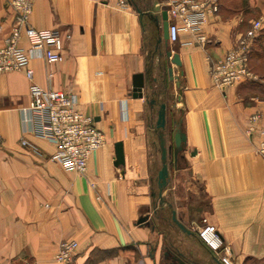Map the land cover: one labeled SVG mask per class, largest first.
Segmentation results:
<instances>
[{
    "label": "crops",
    "instance_id": "obj_1",
    "mask_svg": "<svg viewBox=\"0 0 264 264\" xmlns=\"http://www.w3.org/2000/svg\"><path fill=\"white\" fill-rule=\"evenodd\" d=\"M10 1L0 0V48L16 21ZM171 1L33 0L27 26L64 36L63 62L33 55V82L75 95L107 141L85 174L67 171L51 160L55 146L34 134L25 71L0 73V264H58L63 240L79 243L72 264H264V159L256 152L264 114L257 132L246 133L264 106V79L220 88L210 75L248 21L264 17V0L240 9L241 0H222L208 17L205 45L185 31L176 43L165 40L163 12ZM20 45L31 48L25 31ZM137 74L144 75L143 98L133 97ZM163 103L168 146L178 128L186 143L177 162L169 155L161 198L156 122ZM118 142L125 164L116 166ZM188 178L202 185L210 201L205 219L228 251L211 250L199 237L202 227L186 225L171 198L173 185Z\"/></svg>",
    "mask_w": 264,
    "mask_h": 264
},
{
    "label": "built area",
    "instance_id": "obj_2",
    "mask_svg": "<svg viewBox=\"0 0 264 264\" xmlns=\"http://www.w3.org/2000/svg\"><path fill=\"white\" fill-rule=\"evenodd\" d=\"M122 3L125 4V0ZM9 6L15 12L16 21L11 34L0 48V73L25 71L32 82L30 110L33 114L35 136L55 146L51 160L60 163L67 171L85 174L91 155L106 144V135L96 126L91 116L79 109L75 95L35 84L34 71L29 67L31 58L37 52L43 55L48 64L63 62L64 36L56 29L39 31L27 26L33 13V0H11ZM219 11L220 0H172L167 9L170 18L169 41L178 42L180 33L185 31L194 34L197 42L205 45L208 42L205 33L208 17ZM25 26L27 27L23 30ZM263 29L262 16L252 23L251 28L239 39L237 46L211 64L210 75L215 86L226 88L258 79L250 68L249 53L253 41ZM24 31L31 45L29 50L20 45ZM263 114L264 106L261 112L250 117L247 135L257 132V124ZM260 136L256 152L264 159V128L260 130ZM22 143L27 144L25 140ZM205 223L200 230V237L205 244L214 252L222 249L228 251L224 248V242L216 227L206 219ZM78 248L79 243L76 240H63L55 255V261L58 264H72Z\"/></svg>",
    "mask_w": 264,
    "mask_h": 264
},
{
    "label": "water",
    "instance_id": "obj_3",
    "mask_svg": "<svg viewBox=\"0 0 264 264\" xmlns=\"http://www.w3.org/2000/svg\"><path fill=\"white\" fill-rule=\"evenodd\" d=\"M163 20H164V38L168 42L169 40V22H168V13L167 11L163 12ZM167 57L170 58L172 56L171 50L167 51ZM172 63L176 64L177 66L181 65L180 58L178 54H174L173 59L171 60ZM170 80H174L173 68H168ZM144 75L137 74L134 76V86H133V97L134 98H143V88H144ZM150 105L154 107L156 105V100H151ZM166 104H161L160 109L158 112V118L156 122L157 129L160 130L158 133L159 141H160V149H161V160H162V168L158 174V187H159V196L162 198L163 191L167 188L169 183V155L174 152L175 162L178 161L180 153L184 150V146L186 143V134L182 130V128H178L173 134V141L174 146H168L167 138H166ZM116 148V166L124 165L125 164V156H124V149L123 143L118 142L115 145ZM163 202V200H161ZM147 220V217L141 218L139 223H144ZM173 220L174 222L184 231L188 232L185 226L177 220L176 212H173ZM180 264H184L180 262Z\"/></svg>",
    "mask_w": 264,
    "mask_h": 264
},
{
    "label": "rangeland",
    "instance_id": "obj_4",
    "mask_svg": "<svg viewBox=\"0 0 264 264\" xmlns=\"http://www.w3.org/2000/svg\"><path fill=\"white\" fill-rule=\"evenodd\" d=\"M256 15L257 17H259L258 14H252V17H256ZM259 18L255 19L254 21L258 20ZM249 23L250 22L248 21V25ZM258 50V52H260L261 49L258 48ZM253 68L259 76L257 81H260L261 77L264 78V54L261 56L260 53H258V57L253 59ZM154 139H157L156 136L154 137ZM170 194L175 205L182 208V210L186 213L188 220L186 221V225L192 226L194 224L203 227L206 224V213L204 212L208 209L210 201L206 197L201 184H198L197 182L192 181L190 178H188V181L184 182L182 185L174 184Z\"/></svg>",
    "mask_w": 264,
    "mask_h": 264
},
{
    "label": "trees",
    "instance_id": "obj_5",
    "mask_svg": "<svg viewBox=\"0 0 264 264\" xmlns=\"http://www.w3.org/2000/svg\"><path fill=\"white\" fill-rule=\"evenodd\" d=\"M221 2H222V0H220V8H221ZM247 5H249V0H241L238 3V5L236 6V8L237 9L244 8ZM253 22H254V20L249 23L248 28L246 29V31L251 28ZM258 48L261 49L260 52H258L259 51ZM258 53H260L261 56L264 54V29L260 32V34L257 36V38H255V40L253 41V44H252V46L250 48V53H249L250 62H249V65H250V68L252 69V71H254V72H255V70L253 68V59L258 57ZM261 79H264V78L261 77Z\"/></svg>",
    "mask_w": 264,
    "mask_h": 264
}]
</instances>
